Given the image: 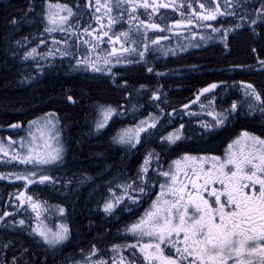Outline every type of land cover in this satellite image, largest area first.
Returning a JSON list of instances; mask_svg holds the SVG:
<instances>
[{
    "label": "snow or ice",
    "instance_id": "6c2138e0",
    "mask_svg": "<svg viewBox=\"0 0 264 264\" xmlns=\"http://www.w3.org/2000/svg\"><path fill=\"white\" fill-rule=\"evenodd\" d=\"M259 2L260 7L255 9L257 15L250 18L249 27L252 28L254 35L257 34L255 26H258V21L264 23V0H259ZM100 3L101 0H96L97 5ZM209 3L215 4V7L206 8L204 3H200L199 6L204 9L203 12L196 11L190 14L189 19H178L174 23L178 26L191 24L193 22L192 16L197 18L199 23L216 20L217 16L235 15V11L221 12L220 5L216 3V0H209ZM122 4L127 5L130 11L137 6L133 0H114L112 5H109L108 0H104L105 15L111 13L113 8L119 9ZM225 4L227 7L233 8L243 6L238 2L229 3V0H225ZM88 6H90V2ZM150 6L153 7V11L156 10L155 5H149L148 0H143L144 8ZM162 6L168 7L169 5ZM188 7L191 8L192 5L189 4ZM99 11L100 7H97L96 12ZM60 12H65L66 15H60ZM42 16L45 21V32L53 33L57 30L64 32V25L70 23L69 17L73 16V9L67 4H47ZM119 18H123L122 14ZM94 19L98 24L101 21L100 16H94ZM116 19L108 15L109 30L104 31L103 25H100L101 30L94 39L101 41L103 37H108V43L112 44L115 40L116 43L121 44V47L119 49L112 47L111 52L104 56L97 52L95 60L85 56L77 60L78 65L84 64L86 69L94 72L105 70L111 72V68L108 66L113 63V57L115 63H121L128 59L122 55H117L118 52L120 54L136 52L141 58L144 57L145 52L140 51L138 47L124 46V43L136 44L134 36L130 35L129 31H124L117 36H109L111 26L116 23ZM245 19V16L240 17L241 21ZM11 23L15 25L17 21L12 20ZM144 23V21H140L141 25ZM203 26L210 28L214 33L221 32L220 28H214L211 23ZM241 26V24H235L233 28ZM147 27L155 29L159 28L160 25L151 23ZM229 30L228 28L223 29L221 39L226 38ZM83 31L89 32V29L85 27ZM120 37L124 38L123 42ZM165 38L158 36L152 43L156 44L158 40ZM40 43L43 44L44 40H40ZM84 43L87 44L88 41L85 40ZM94 47L98 48V45ZM144 48L147 50L146 42ZM57 51L60 50L57 49ZM252 51L255 52L256 50L252 49ZM36 52L37 49L32 48L30 51H26L24 55L30 57ZM61 54L66 56L68 52L64 51ZM259 63L264 66V60H260ZM101 64L104 67H101ZM216 88L217 85L212 83L200 89V93H208L211 89ZM244 95L250 98L247 102L248 114L250 115L259 109L261 117L264 118V92L257 91L253 84L248 83L245 85ZM156 96L157 94L154 92L153 97ZM199 98L198 95L197 100ZM68 99L72 100V97L68 96ZM211 104L210 101L209 107ZM183 107L187 108L188 105H183ZM241 107L242 105L232 101L228 108L221 105L219 112L209 111L208 115L213 117V120L212 122H202V127L207 130L226 125ZM114 111L111 107L102 110L103 119L97 121V130L104 127L108 117ZM58 123L59 121L53 113H45L42 117L28 121L27 138L21 137L20 139L21 151L14 152L11 156L12 160L32 166L33 170L28 171L27 174L15 175V179L25 181V188L34 182L43 184L46 181H54L53 177L43 174V168L63 160L64 149L59 139L61 132L57 128ZM146 124L147 121L142 120L135 129L124 130L123 133L114 137V140L118 143L134 146L133 140L135 143L140 142V133L146 130ZM20 126L18 123L9 125L10 128ZM148 127H156L155 118ZM183 128L184 125H180V129ZM180 129L162 136L161 140L167 141L168 144H175L181 139ZM13 144L15 141L9 137L7 147L10 149ZM0 152L4 153L5 156L8 155L3 140H0ZM153 155H155L154 152H149L146 155L144 163L137 173L136 179L141 180L140 184L135 182L123 184L122 188L125 191L122 192L121 196L107 199L103 204L104 212L109 213L125 195L133 203H137L140 198L128 195L129 190L139 192L143 196L155 195L150 208L146 209L143 215L130 226H126L125 231L131 234V238L136 240V243L114 244L112 246L113 252H118L122 248L138 249L143 257L141 264H264V130L261 131L260 135L247 130L241 131L227 145L222 157L218 155L192 156L187 153L183 154L179 159L172 161L167 170H160L159 176L163 177L164 181L159 183L160 191L154 193L145 180ZM0 178L7 177L0 173ZM109 191L111 192V188ZM18 196L19 203L22 205L27 201L39 217L40 202L34 201L33 197L26 195L25 192H20ZM64 211L63 207L59 208L60 213H64ZM9 215L8 212H4L3 215H0V220H4ZM14 223L21 226L25 225L23 219ZM31 232L38 238L37 242L42 241L50 248L62 244L69 238V228L65 224H59L53 230L41 222L32 226ZM145 237L148 238V242L140 243ZM97 251L93 245L83 261H76L74 264H109L104 259H91ZM0 264H7V261L0 262ZM12 264H18L15 255L12 257ZM111 264H118V262L113 259ZM119 264H125L124 257L120 258ZM127 264H138L135 251L132 252L131 258L127 259Z\"/></svg>",
    "mask_w": 264,
    "mask_h": 264
},
{
    "label": "trees",
    "instance_id": "16d2710c",
    "mask_svg": "<svg viewBox=\"0 0 264 264\" xmlns=\"http://www.w3.org/2000/svg\"><path fill=\"white\" fill-rule=\"evenodd\" d=\"M32 1L4 0L0 3V120L2 126H9L14 122L24 123L46 112L55 113L64 146L63 160L61 165L53 166L54 187L37 185L31 187L30 192L36 199L47 201L49 205H60L65 209L63 219L69 228V238L50 248L42 241L37 242L38 238L30 235L26 231L27 227L10 230L0 238L1 262L6 260L7 264H12V257L15 255L18 264H74L76 261H83L80 250H91L93 245L104 248L110 244L114 221L101 210V202L104 200L102 195L105 188L113 180H106L103 176L120 174L110 168L124 167L127 160L123 151L125 147L115 143L109 134L119 122L118 119L112 120L101 133H96L91 117L94 114L93 109L101 101L112 97L122 98L131 91L142 92L134 98L135 111L137 103H141L138 101H154L148 92L159 82L156 77L158 74L154 73L156 70L195 66L202 71L206 68L236 64L247 67L256 57L255 54L264 56V28L257 37L247 30L241 31L230 37V43L200 46L165 59H157L152 64L147 59L152 53L148 50L142 62L122 72L124 75L121 78H115L114 75L70 72L63 63L62 68L57 65L46 68L47 70L42 69L32 78L30 73L24 72L21 58L25 53L24 44L30 42L27 39L35 37L31 30L35 32L34 28L38 29L39 25L37 22L27 25L20 21L22 13L30 7ZM37 2L38 0H34V4ZM76 3L77 8L84 9L88 15L87 0H76ZM12 20L17 23L13 25ZM12 41L16 42L15 54L10 49ZM252 49L256 51L253 52ZM150 65H153V71H147ZM221 75L219 72H198L195 75L188 71L180 83L184 82L191 89L194 84L218 79ZM161 77L160 84L164 83L170 89L179 83L178 77L174 75L165 74ZM246 78L264 85V72L248 75ZM115 84L124 86L116 88L113 86ZM177 93L183 94L184 91L168 93V96L165 95L166 99H178L175 96ZM162 120L165 118L160 120L156 130L141 135L139 147L131 149L133 160L129 164L134 168L133 173L145 150L155 151L159 158L169 152L167 143L161 140L162 135L159 132V128L165 123ZM122 151L123 159H114L115 153ZM106 168L109 169L106 171ZM95 178L99 183L97 185L92 182ZM1 188L11 190L14 186L1 183Z\"/></svg>",
    "mask_w": 264,
    "mask_h": 264
},
{
    "label": "flooded vegetation",
    "instance_id": "af4514ba",
    "mask_svg": "<svg viewBox=\"0 0 264 264\" xmlns=\"http://www.w3.org/2000/svg\"><path fill=\"white\" fill-rule=\"evenodd\" d=\"M136 3V7L133 10H129L127 5H121L119 9L113 8V11L108 15L117 18L116 23L111 26V31H109V36H117L124 31H129L130 35H133L135 39H138L140 42L148 41L150 37H152V41L155 40L157 36H167L168 39L165 41L160 42V44H169L171 41L180 38L190 37L191 39H196L197 36L207 32L210 35L212 30L207 28L203 25L211 23L214 28H220L222 31L224 28L230 29L227 33L225 39L219 38V40H211L209 43L206 44H198L192 48L187 50L198 48L200 46H209L212 44L230 43V37L235 35V33L241 31H249L252 33L254 37L261 35V29L264 28V23L258 21V26L256 27V35L253 34L252 28L249 27L251 24V17H255L257 13L253 14L256 8L260 7L259 0H229V3H240L243 5L242 7H227L225 4V0H216V3L220 5L221 12H233L235 11V15H223L217 16L216 20L213 21H201L197 22V18L192 16L193 22L191 24H182L180 27L175 26V20H187L190 17V14L195 13L196 11L203 12L204 9L200 8V3H204L205 7H215V4H210L209 0H148L149 5H155L156 10L153 11V7L150 6L148 8L143 7V0H133ZM109 5L114 3V0H108ZM169 5L168 7H163L162 5ZM191 4L192 7L189 8L188 5ZM104 1H101L100 5H91L88 6V10L91 12L92 8L95 11V16H100L101 21L98 24L96 20L90 21L89 26L91 25V34H97L103 25V30L108 31V15H105V7ZM100 7V11L96 12V8ZM128 10V11H127ZM122 14V19H120V15ZM145 16V17H144ZM245 16L246 19L241 21L240 17ZM134 17V18H130ZM248 18V19H247ZM140 21H144L143 25L140 24ZM151 23L159 24V28H148L147 25ZM241 24L242 26L239 28H233V25ZM174 29H181L182 32L180 34H171V31ZM95 30V31H93ZM139 30V31H138ZM242 32V33H243ZM214 36H217L215 34ZM121 41L123 42V37H120ZM96 44L100 47H104L111 52L112 46L119 49L121 47L120 43H116L115 40L112 44L108 43V37H103L101 41L96 40ZM157 44V43H156ZM159 45V44H157ZM124 46L127 47L126 43ZM230 47V46H229ZM146 52L148 50H145ZM152 53L149 54L147 58L149 62L152 64L157 59H165V56H162L160 53H156L151 51ZM184 52V51H181ZM127 53V52H126ZM126 53L120 54L119 52L117 55H125ZM178 54V53H177ZM255 54V53H254ZM256 57L247 64V67L241 64L230 65L225 67H217V68H209L202 71L195 66L191 68L188 67H175L170 69H162L160 71L156 70L154 73L158 74L156 77L158 78V83L153 85L149 90L148 94L151 95V99L154 101L147 100L143 101V103H137L138 111L145 116H151L155 118L156 124L160 122L162 118V122H166L162 126L165 131L169 132L170 130L180 129V125H184L183 129H180L181 132V139L177 141L175 144H168L167 143V155L161 156V161L157 164L156 168L158 171L161 169L167 170L170 163L179 159L183 154L187 153L192 156H204V155H218L223 156L227 145L235 139L241 131H250L254 132L257 135L261 134V131L264 130V118L261 117L259 109H257L252 114H248L247 109V102H249L250 98L244 95L245 85L251 83L259 92H264V85L257 84L252 79L246 78V76H254L259 72H264V66H261L259 61L264 60V56H260L259 54H255ZM136 62H129L128 64L124 65L126 69L129 66L135 67ZM122 69V68H121ZM151 69L154 70L153 65H150L147 71ZM117 70V69H116ZM192 72L193 74L199 73H212V72H219L221 73V77L218 79H212L200 84L192 85L191 89L185 86L184 82L181 84L180 82L186 76V72ZM165 74H171L175 77H178V82L173 85V89L168 88L164 83L160 84L161 76ZM244 76V78H241ZM124 82V81H123ZM122 82V83H123ZM215 83L217 85L216 89H211L208 93H200V89L207 87L209 84ZM124 85H126L124 83ZM122 84H115L116 88H120L124 86ZM184 91L183 94L177 93L178 99L171 101L167 100L166 96L168 93L172 92H181ZM132 92V91H131ZM157 94V98L153 97V93ZM130 93V92H129ZM126 93L125 96L122 98H114L107 101H101L95 109L93 114V121L96 117L97 109L100 107H111L112 109H117L118 111L121 110L124 114L123 116L113 115L110 119H119L121 120L120 123L132 122L134 115L133 111L130 109V100L129 95L131 93ZM138 95V94H137ZM166 95V96H165ZM199 95V100H197V96ZM114 99V100H113ZM142 101V100H141ZM212 102L211 107H209V102ZM232 101H236L238 105H242V107L238 110L237 114H235L234 118L230 119L226 125L221 127H216L212 129H205L202 127V122H212L213 117L208 115L209 111L219 112L221 110V105L224 108H228ZM118 104V105H117ZM101 105V106H100ZM169 105V107H166ZM183 105H188L187 108H184ZM203 105V107H202ZM121 107L122 109H119ZM141 109V110H140ZM167 110V111H166ZM109 120V121H110ZM109 123V122H108ZM124 123V124H126ZM96 133H101L103 130H97L96 127L94 129ZM110 137L114 140L116 137V132L114 128H112L111 132L109 133ZM115 141V140H114ZM116 143V142H115ZM118 144V143H117ZM138 144V143H137ZM120 145V144H119ZM129 149H124V153L127 155L126 165L124 167H111L112 171L116 173H120L117 175L108 174L104 175L103 178L106 180H113L111 185H121L120 183L125 178V183H132L130 178H133V167L129 164L133 160L132 152H128ZM124 154L122 153H115L114 159H123ZM155 165V164H154ZM174 167V165H173ZM1 170V168H0ZM100 178V177H99ZM98 178V179H99ZM96 182V185L99 184L96 181V178L92 181ZM147 182V181H146ZM124 183V184H125ZM157 183V179H152V181L147 182L149 188L153 189L154 192H158L153 186ZM160 183V182H159ZM158 183V185H159ZM110 185V186H111ZM110 186L105 188L102 197L104 200L101 202V208L105 202L107 190ZM99 189V187H98ZM147 191V190H146ZM128 195H132L131 190L128 191ZM143 196L140 193L136 195L140 199L137 203H133L132 200L128 199V196L125 195L123 199L120 200L119 204H116L113 208L112 212L106 213L104 212L103 208L101 209L105 214L110 215L113 218V228H112V235H111V242L108 246H104L97 248L98 250L95 255L91 257V259H104L111 264L113 259H116L118 264L121 257L125 258V264H127V259L131 258L132 252L135 251L136 257L138 258V264H141L143 261L142 255L139 253L138 249H131V248H122L118 252H113L112 246L114 244H135L136 240L131 238V235L125 231L126 226H129L136 218L140 216L139 210L144 207L146 200L151 196ZM85 197V196H83ZM0 206H1V179H0ZM137 208V209H135ZM148 242V238L145 237L140 243ZM83 259L84 257L91 251L84 248L80 250ZM1 262V259H0Z\"/></svg>",
    "mask_w": 264,
    "mask_h": 264
},
{
    "label": "rangeland",
    "instance_id": "374dc122",
    "mask_svg": "<svg viewBox=\"0 0 264 264\" xmlns=\"http://www.w3.org/2000/svg\"><path fill=\"white\" fill-rule=\"evenodd\" d=\"M4 0H0V3H2ZM88 2L90 0H87ZM104 1V0H102ZM87 2V3H88ZM93 3H96V0H92ZM47 4H67L69 7L73 9V16L69 17V24H65L64 32H60L59 30L48 33L44 31V24L45 21L43 20L42 13L46 10ZM76 0H38L37 4H34V0L30 4V7L22 13L23 16H21L20 21L22 23H28L30 24L32 22H37L38 29L34 28L36 33L31 30L32 35H35V37H30V42L24 44V52L30 51L32 48H36L37 52L33 56L30 57H23L21 58V64L24 65L23 70L26 73H30L31 77L34 78L35 74H38V71H41L42 69L47 70L46 68H52V66L60 65L59 68H62V62L66 65L65 68L70 72H80L82 74H103V75H114L118 73L116 71L117 67H124V65L128 64L129 62H136L139 59H142L136 52L126 53L125 55H122L123 57H127V61H122L121 63H115V58L113 57V63L109 65L108 67L111 68V72L105 70L103 72H94L90 69H86L84 64H77V60L82 59L85 56H88L89 59L95 60L97 52L100 53L101 56L106 55L108 51L107 49H104V47H100L98 44H96V40L94 39V35L89 34L91 33V25L89 26L87 14L84 13V10H82L80 7L79 9L76 6ZM87 8V7H86ZM53 11H56V9H53ZM255 11H253V14ZM60 15H66L65 12H60ZM94 15L91 16L90 21H94ZM248 19V18H247ZM87 27L89 29V32L83 31V29ZM15 31V29H14ZM211 34L208 35L207 32L197 36L196 39H191L190 37L180 38L171 41L169 44H153L152 43V37L148 39V41L140 42L138 39L136 40V44H129L126 43L127 47H138L140 51L145 52L144 43H147V50L160 53L162 56H170L177 53H180L181 51H186L189 48H192L198 44H206L209 43L211 40H219V38L223 35V31L221 30L220 33H214L210 32ZM217 34V36H214ZM96 36V34H95ZM203 37V39H202ZM40 40H44V43L41 44ZM56 41L55 43L53 41ZM87 40L88 43L85 44L84 41ZM66 41V43H63ZM32 42V43H31ZM16 42L12 41L10 45V49L16 53ZM34 45V46H33ZM95 45H98L97 47H94ZM59 49L60 51H57ZM67 51L68 55H62L61 53ZM52 54H49V53ZM101 67H104L103 64H101ZM120 73V72H119ZM118 73V75H119ZM121 74V73H120ZM85 75V74H84ZM137 94H142V92H131L130 95V109L133 111L134 115H137L136 117H133V122L131 124L126 123L119 125L115 128L116 137L123 133L124 130H133L135 129L140 121H147V124L145 125L146 131H149L150 128L148 125H150L153 122V118L151 116H145L142 115L138 108L136 111L134 110V98L138 97ZM157 98V96L155 97ZM143 103V101H138ZM118 105V104H117ZM103 106V105H102ZM105 107H99L97 109L96 116L98 115V120L103 119V113L102 110ZM115 111L112 112V114L108 117L107 122L105 125L109 122V120L113 117V115L117 116H123L121 110L114 109ZM141 110V109H140ZM94 111V109H93ZM45 113L40 114L39 116L30 118L29 120L25 121L23 124L20 123V127L18 128H10L9 126H2L1 120H0V140L4 141L5 148L8 151V155L5 156L4 153L0 152V173H3L5 177L7 178H0L2 183H8L9 186H15L13 189H3L1 188V206H0V215H3L4 212H8L10 215L5 217L4 220H0V238L1 235L4 233L14 230L16 228H25L27 227V232L30 235H34L31 232V227L36 226L42 222V224L48 228H51L53 230L56 229L57 225L59 224H65V221L63 219V214L59 212V208L62 207L57 204L49 205L47 204V201H43L40 199H36L35 196L30 192V187L34 185L38 186H45V187H54V181L49 182L46 181L43 184L39 182H34L33 184H30L27 186V188L24 187L25 181L23 180H17L15 179V175L18 174H27L28 171H32L31 165H25L20 163L19 161L12 160L11 156L14 152L21 151L20 149V139L21 137L27 138V131H28V121L34 120L37 117H42ZM93 119V116H91ZM98 120H95V124ZM156 122V120H155ZM16 124V122H14ZM13 124V123H12ZM19 124V123H18ZM104 125V126H105ZM157 125V124H156ZM57 128H59V124H57ZM174 132V129L170 130L165 134V136L170 133ZM142 133V132H141ZM11 137L13 141H15V144L12 145V148H8V138ZM60 143L64 149L63 141L60 135ZM167 142V141H166ZM118 143V142H117ZM120 145L127 144V143H119ZM134 146L128 147H135L136 143L135 140H133ZM113 148V145L111 146ZM114 151V148H113ZM149 152L155 151H146L143 153L142 157L138 161V167L134 170L133 178H130L129 180L135 182L136 184H140L141 180L136 179L137 173L141 167V165L144 163L145 157ZM64 154V153H63ZM158 156L155 153L150 159L149 163V171L145 176V180L147 182L152 181V179H157V183L153 186L156 190L160 191L158 183L163 182L164 178L159 176V172L156 168L158 164ZM155 164V165H154ZM55 165H61L60 163H57ZM54 166V165H53ZM109 168H106V171ZM134 169V168H133ZM52 170V171H51ZM54 167L51 166H44L43 168V174L49 175L54 178L53 172ZM105 171V172H106ZM125 183L124 180L120 183L121 185H111L109 188H111V192L109 191V188L107 190L106 198L107 199H114L115 197H120L122 192L125 191L122 188V185ZM131 184V183H130ZM158 191V192H159ZM5 194L3 196V193ZM20 192H25L26 195L32 196L34 201L40 202V208L38 211L40 212L39 217H37V213L32 210V208L29 206V203L25 201L24 204L19 203V196L18 194ZM133 196H136L139 192L131 191ZM152 199H155V195L152 194L145 202L144 207L139 210L140 216L143 215L146 209L150 208ZM103 208V206H102ZM137 209V208H135ZM139 216V217H140ZM138 217V218H139ZM138 218H136L133 222H135ZM20 219H23L25 221V225L21 226L18 223H14L15 221H18ZM132 222V223H133ZM130 226V225H129ZM16 231V230H14ZM130 234V233H129ZM131 235V234H130Z\"/></svg>",
    "mask_w": 264,
    "mask_h": 264
},
{
    "label": "water",
    "instance_id": "95a60500",
    "mask_svg": "<svg viewBox=\"0 0 264 264\" xmlns=\"http://www.w3.org/2000/svg\"><path fill=\"white\" fill-rule=\"evenodd\" d=\"M174 24H175V23H174ZM175 26L180 27L181 25L178 26V25L175 24ZM181 32H182V30H178V29H176V30H172V31H171L172 34H180ZM156 39H157V38H156ZM156 39H155V40H156ZM166 39H167V37H166L165 39H160V40H158V42H160V41H164V40H166Z\"/></svg>",
    "mask_w": 264,
    "mask_h": 264
}]
</instances>
